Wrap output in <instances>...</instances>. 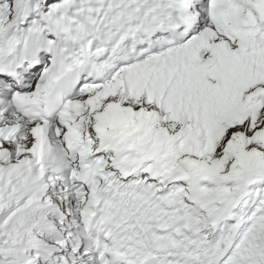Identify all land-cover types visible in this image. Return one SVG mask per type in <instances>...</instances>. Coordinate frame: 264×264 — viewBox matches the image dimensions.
<instances>
[{
	"label": "snow or ice",
	"instance_id": "1",
	"mask_svg": "<svg viewBox=\"0 0 264 264\" xmlns=\"http://www.w3.org/2000/svg\"><path fill=\"white\" fill-rule=\"evenodd\" d=\"M0 264H264V0H0Z\"/></svg>",
	"mask_w": 264,
	"mask_h": 264
}]
</instances>
